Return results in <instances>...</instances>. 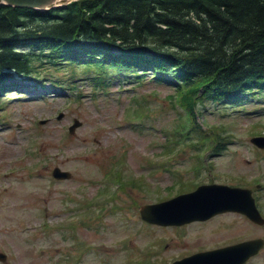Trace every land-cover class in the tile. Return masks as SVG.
<instances>
[{
	"label": "rangeland",
	"instance_id": "1",
	"mask_svg": "<svg viewBox=\"0 0 264 264\" xmlns=\"http://www.w3.org/2000/svg\"><path fill=\"white\" fill-rule=\"evenodd\" d=\"M41 74L60 83L37 89L32 81L25 89L12 88L0 95L5 104L0 107H4L0 111V253L6 256L0 264H71V254L78 264H172L264 235V227L253 228L240 216L226 212L204 223L190 222L187 230L148 225L139 219L140 206L169 201L194 189L189 180L176 181L174 188V176L154 173L158 165L170 164L161 161V148L168 149L180 140L176 130L163 137V131L175 125L176 113L183 115L171 107V87L148 75L141 86L113 82L110 94L97 91L98 98L93 100L87 78L80 75L69 82L66 74L53 70ZM62 85L80 94L78 101L71 102L74 95ZM205 104L197 123L204 130L215 127L221 132L224 149L214 154L203 148L199 156H192L189 148L178 154L173 151L172 167L184 172L191 164L197 171L199 165L192 160L206 150L211 173L204 172L202 180L214 177L220 185L249 188L253 196L258 190L264 212V149L250 140L251 134L264 131V96L248 98L245 111H237L238 107L231 112L232 108L223 109L211 101ZM134 105L143 106L148 117L136 114L132 120L127 118L125 108ZM59 113L64 116L56 120ZM73 120L80 126L69 134ZM114 161L123 166L124 181L137 185L118 192L113 213L108 207L90 225L80 224L83 215L70 213V199L78 209L95 204L98 188L106 186L102 176ZM55 167L69 172L70 179L54 180L51 171ZM111 185L109 194L121 183L113 179ZM158 241L164 244L162 254L160 251L158 260H153V250L146 251L145 246ZM248 264H264V250Z\"/></svg>",
	"mask_w": 264,
	"mask_h": 264
},
{
	"label": "trees",
	"instance_id": "2",
	"mask_svg": "<svg viewBox=\"0 0 264 264\" xmlns=\"http://www.w3.org/2000/svg\"><path fill=\"white\" fill-rule=\"evenodd\" d=\"M52 68L72 79L150 74L177 86L191 115L207 101L242 107L264 96V0H78L45 12L0 5V77L41 84L40 71Z\"/></svg>",
	"mask_w": 264,
	"mask_h": 264
},
{
	"label": "water",
	"instance_id": "3",
	"mask_svg": "<svg viewBox=\"0 0 264 264\" xmlns=\"http://www.w3.org/2000/svg\"><path fill=\"white\" fill-rule=\"evenodd\" d=\"M77 0H0V5H5L13 8H25L35 11H46L54 8L68 5L71 2ZM252 142L260 148H264V139L255 138ZM53 176L56 179H69L70 174L61 173L58 169L53 171ZM208 188V187H207ZM213 190L212 194L218 196V199L222 201L216 206L209 207L207 210L195 209L194 212H184L174 210L169 216L167 213L169 209L176 207L177 202H182L186 198L196 195L195 199H191L187 204L197 203L205 192L200 188L191 195L183 196L175 201L167 202L160 206H145L140 209L141 218L150 223L164 224L182 222L185 220H201L203 216L209 214L210 209L215 211H221L223 209H230L234 211L244 212L249 215L254 222L262 223V220L258 217L254 207L253 201L250 199V192L239 190V189H228V188H209ZM208 190V189H207ZM199 191V192H198ZM246 198L245 201H243ZM197 199V200H196ZM197 201V202H196ZM176 209H180L177 207ZM254 209V214H253ZM182 210V209H180ZM261 240L251 241L247 243L238 244L236 246L216 250L204 254L194 256L192 258L185 259L177 264H240L250 255L256 253V251L262 246ZM1 259L4 257L0 256Z\"/></svg>",
	"mask_w": 264,
	"mask_h": 264
},
{
	"label": "bare ground",
	"instance_id": "4",
	"mask_svg": "<svg viewBox=\"0 0 264 264\" xmlns=\"http://www.w3.org/2000/svg\"><path fill=\"white\" fill-rule=\"evenodd\" d=\"M6 128H8V127H6Z\"/></svg>",
	"mask_w": 264,
	"mask_h": 264
}]
</instances>
